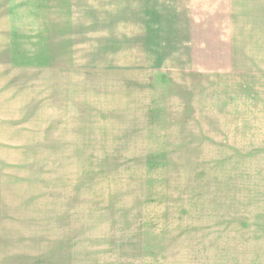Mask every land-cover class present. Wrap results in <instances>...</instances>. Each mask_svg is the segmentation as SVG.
I'll return each mask as SVG.
<instances>
[{"label": "rangeland", "instance_id": "rangeland-1", "mask_svg": "<svg viewBox=\"0 0 264 264\" xmlns=\"http://www.w3.org/2000/svg\"><path fill=\"white\" fill-rule=\"evenodd\" d=\"M5 1L0 264H264V0Z\"/></svg>", "mask_w": 264, "mask_h": 264}, {"label": "crops", "instance_id": "crops-1", "mask_svg": "<svg viewBox=\"0 0 264 264\" xmlns=\"http://www.w3.org/2000/svg\"><path fill=\"white\" fill-rule=\"evenodd\" d=\"M5 0H0V4H3L5 3L4 2ZM61 3L64 5V11L66 10V7L65 5L68 3V2H81L79 0H30V4H35V3H43V4H46V3H49V2H53V3ZM83 1V0H82ZM172 3L176 4L177 5V9L179 10V5H187L186 8L183 6L181 7V11H179L178 15L181 19V21H183V24H182V27L184 26L186 28V25H187V22H190V19H193V22H194V25H195V17H194V14H195V3L198 2V4L201 5V3H204L205 0H170ZM226 0H220V2H224ZM83 2L85 3H99L100 0H84ZM111 2H118V3H122L124 5L127 6V8L125 9L128 13H133L136 15V17L134 18H138V19H141V18H145L146 19V16H147V11H148V6L149 7H153L154 4L156 3H160L162 2V0H113ZM193 13V14H191ZM206 14V16H205ZM191 15V16H190ZM132 16H130V19H131ZM203 17L205 19H207L208 21H211L212 17H211V14L209 13H203ZM211 17V18H210ZM203 18V19H204ZM216 19L214 18L213 21H215ZM194 28V27H193ZM189 29V27H188ZM209 31V29H208ZM205 33V30L202 29V34ZM202 51L203 53H205L203 49H201L199 47V49L197 48V51ZM222 55L220 56L221 60L224 61V63L226 61H228V59L230 60V58L232 57L231 55V48L229 47L228 49V44L225 43V40L224 42L222 43ZM208 51V49H207Z\"/></svg>", "mask_w": 264, "mask_h": 264}]
</instances>
